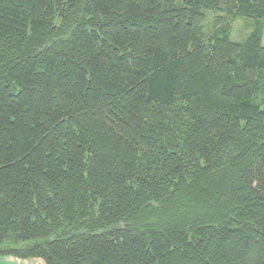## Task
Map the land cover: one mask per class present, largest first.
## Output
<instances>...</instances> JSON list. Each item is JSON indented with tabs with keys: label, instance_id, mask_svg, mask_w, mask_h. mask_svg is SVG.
I'll return each mask as SVG.
<instances>
[{
	"label": "trees",
	"instance_id": "1",
	"mask_svg": "<svg viewBox=\"0 0 264 264\" xmlns=\"http://www.w3.org/2000/svg\"><path fill=\"white\" fill-rule=\"evenodd\" d=\"M0 256L264 264V0H0Z\"/></svg>",
	"mask_w": 264,
	"mask_h": 264
},
{
	"label": "rangeland",
	"instance_id": "2",
	"mask_svg": "<svg viewBox=\"0 0 264 264\" xmlns=\"http://www.w3.org/2000/svg\"><path fill=\"white\" fill-rule=\"evenodd\" d=\"M219 14L216 11H208L207 12V19L204 24V32L207 35H210L214 31V19ZM254 21L248 17H238L232 22V29L230 33V39L234 42H241L249 37L253 30ZM174 207V206H173ZM161 209H156L152 212V215L149 217L148 221H158L162 218H169L172 214V211H162L160 216L155 217L156 213L160 212ZM195 213H202V212H195ZM155 214V215H154ZM77 228V227H76ZM75 227H67L62 229L57 234L53 235L52 238L58 235L69 234L76 231ZM82 229H85L82 227ZM21 243H15L12 240H8L3 244V247H17ZM0 264H46L42 260L37 259H25V260H18L16 257L13 256H0Z\"/></svg>",
	"mask_w": 264,
	"mask_h": 264
}]
</instances>
